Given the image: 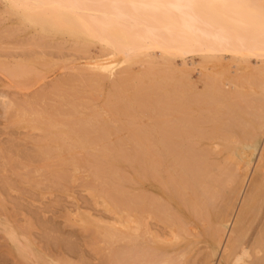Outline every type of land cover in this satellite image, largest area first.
Instances as JSON below:
<instances>
[{"label": "rangeland", "instance_id": "1", "mask_svg": "<svg viewBox=\"0 0 264 264\" xmlns=\"http://www.w3.org/2000/svg\"><path fill=\"white\" fill-rule=\"evenodd\" d=\"M7 5H9V3L6 0H0V99H2V101L0 100V106H1L0 107V257H1L0 264H109V263L114 264L116 260L119 261L121 264H124L125 262H131V259L132 261L134 260L131 256L133 252L136 253V255H139L142 248L141 244H149V246L150 244H153L154 243L153 240L155 238L153 239L152 237H156V234L157 235L160 234L159 236L163 237V238L161 237L162 239L161 241H165L164 240L165 237L170 238L172 236L173 238V235L175 234L174 237H176L177 240L176 239H174V241L172 240V243L181 246L183 249L181 247L180 248L184 250V253L188 251L187 252L188 255L186 253H185L186 255L184 254L185 257L186 256L188 257V258L186 257L185 260L189 259V261L192 264L195 263L200 264L208 256L210 257L213 256L212 261L214 262V264L217 263L220 264V262L223 260L222 256L225 246L229 240V236L231 232L229 230H232L231 224L233 220H236L235 218L237 217L239 212L238 209L241 208L242 206L241 204H243L242 201L243 200L245 201L248 195V191H250V183H248V181L250 179L252 180L253 175H255L254 178L260 175V172H258L259 170L257 168L259 167V165L262 166L264 164V160L262 156V150L264 149V113H263L264 92H262L260 89V87H262L261 85L263 84V78L259 77L260 75L258 74L257 75L258 78L256 76H251V77L249 76L251 79L249 80V77L246 76L245 78L246 85H244L245 92L244 90L243 92L247 96L242 98L241 100H229L228 98L223 96L222 99H220V101L222 100L223 103L221 102L220 104H218L219 105L218 107L221 106L224 107V109L222 110L223 112L221 111L215 114L214 112L205 111L206 113L198 112L196 115L194 114L195 116L193 115L192 116L193 118L195 117L198 120H200V118L203 119V121L202 119L200 120V123L202 124V126L204 125V127L201 128L200 127L201 124L197 120H195L196 122H198L197 127L195 125L193 126L194 128L190 127L191 125L189 124V122L187 123L184 121L186 127L192 129L191 131H194L195 133L196 132L199 133V134H195L192 132L191 136L194 137V140L192 139L193 137L191 136L188 138L187 143L190 142L191 145L192 143L193 145L191 146L190 143L186 144V146L183 147H185L184 149L187 151L185 150L179 151L177 152V154L175 155L173 154L172 156L170 155L169 153L170 150H168V148L162 149L161 153L158 154V156L161 155L159 159L162 160L161 163L162 165H160L159 167L154 166L153 168V166L151 167L150 165L151 164L154 165V159L156 160L158 156H156L155 158H153L154 156L151 157V164L148 161H146L148 156L145 155L146 152L144 154V151H146L144 142L147 141L148 138L150 139L152 137H155L154 135L156 134L157 130L160 128L161 129L164 128L162 126L169 127L168 122L169 121L171 122L172 119L170 115H166L167 118L165 117L166 119L164 118V121L163 118H161L160 116L157 117V115H156L157 118H155V116H153L152 118V114H149L148 112L149 110L150 111L153 109L155 110V108L157 107L155 105H157V101H159L160 99L164 100L163 101V103L165 104L164 106L166 105L167 106L169 105L170 107L172 106L171 108L166 106L167 111L170 112L177 108L179 109L180 103H182L181 105L183 106L186 105L184 103L187 99L188 100L191 99L190 97L192 96V93L195 96L196 93L194 94V92L198 93L196 95L205 94V91L209 92L211 90V86L209 85H207L209 87L206 86L207 83L205 82L204 79L205 74L202 73L203 71H201L202 66H204V60L201 57L197 58V56L195 57L187 56L184 59L164 56L165 58L168 59L167 60L161 56L160 52H155L156 56L154 55L152 58L153 65H150L147 62H139V63H135L133 66L119 67L121 61H119L118 63H111V62L106 63V57H108L107 56L108 52L106 51L108 49L104 48L102 45L97 43L96 44L90 43L84 37L78 36L76 34L75 35L73 34L75 37L70 36L71 35L70 32L69 33L66 32L68 34H65L63 31H60L57 28L56 31H54L55 29L54 27L51 28L48 25L45 27L46 24H44L43 27H41L43 24L42 22H39L38 24L31 21L32 22L31 23L27 19V17L25 18V15L23 13H21L16 9H12ZM32 24L33 26L34 25L37 26L38 24L39 25L38 27L43 29H40L38 27L35 28L36 26L33 27ZM80 37H82L81 38L82 40L80 39ZM85 42L86 43L89 42V44L85 46L84 45L86 44ZM151 53H154V51H152ZM225 58H226L225 59L226 64L229 63L231 64L230 65L231 66L230 72L232 73L231 76L232 77H236L237 75H239L238 77L242 76L244 72L243 71L241 72L239 70V68L241 67L238 66L236 63L233 64L231 62V57L227 56ZM122 59L125 58L123 57ZM250 61H251V65L248 66L250 70L252 69L251 66L253 67L252 70L254 71L262 67V65L256 66V64L260 63L258 60L251 59ZM165 62L166 64H164ZM145 63L148 66H146ZM199 63H203V64L199 65ZM104 64H106V66L101 69L103 70V73L106 77L100 72L98 73V71L95 68H92V66H102ZM127 67H129L128 70L131 72H127L126 70ZM208 67H210V65ZM152 68H154L156 71ZM174 68H176L175 69L176 71L174 70ZM183 68L185 69L187 68L186 71L188 73H186V75L183 74L185 72V69L182 70ZM168 73L169 75H167ZM178 74H180L181 76H179ZM100 75H102L103 77H99ZM184 76L185 77L187 76L186 77L187 80L190 79L189 81L190 82L192 81L191 83L193 84H190L189 81L184 80L183 79ZM95 77L97 81L93 80L95 79ZM125 77H129L130 78L129 81L131 82L130 83L131 85L129 84L130 86L128 85L126 88L122 87L124 85L121 82V80H123ZM255 77L257 79H254ZM259 78L262 80V81L259 80L260 84L258 83ZM92 80L97 84L95 85L93 83L94 84L93 86ZM254 81L258 83V86L257 83L255 84ZM157 82H159L160 84L161 83L164 84L163 87H161L163 91L160 90L161 89L160 86L162 84L159 86ZM168 83L169 85L173 84L174 88H172L173 86H170L171 89H169L168 88L169 86L167 85L165 86V84ZM156 84L159 86L158 88L160 89L156 88L157 87ZM185 85H186V89H184ZM194 85L199 86L200 88L197 87L198 89L196 88V91H194L195 87H192ZM182 86L184 91H186V93L182 91L183 90L181 89ZM120 88L123 91V94L125 92H127L128 94L125 93L123 95L121 90H119ZM178 88L179 90H177ZM187 88H189V91L194 88L193 89L194 92L192 90L189 92ZM230 88H234L232 84H229L226 87V90H230ZM251 88L255 90H251ZM140 90L144 92L143 93L144 95H146L147 92L149 99L150 96L156 97V99L154 97V100L151 98L148 104L146 103L144 105V108L143 107L141 108V105L138 103V100L135 98L136 94H138ZM148 91H150L151 93L149 92L150 93L149 94ZM158 92H162L163 94L159 95L157 94ZM178 92H180L179 94H181V98L179 97L180 95L178 96ZM187 92L189 94H187ZM133 94L135 95L133 96ZM158 95L160 96V98ZM161 95L164 96L162 97ZM1 96L7 97V101L11 103L13 102L12 103L13 108H10L9 110H3L4 109L3 103L5 101ZM173 96L174 97L178 96V97L176 99L173 98ZM183 96L186 97L184 98ZM182 98H184V100ZM180 100L182 101L180 102ZM224 101L226 102L225 104ZM245 101L246 104L249 102L248 104H251L252 106L255 105L250 111L248 110V112H246L248 108L246 107L244 108ZM258 102L259 104L260 103L261 104L259 105ZM175 105H177V107H173ZM236 105L237 108H235ZM146 107L147 109L145 110ZM230 107L235 110V113L234 110H232L231 113ZM169 108L171 110H169ZM238 108H241L239 109L240 111H238ZM242 109L244 111H242ZM224 110L228 112V114H226ZM146 111L148 114L145 113ZM244 112H246L247 114L246 113L244 114ZM38 113H41V115ZM236 113H238L239 115L241 114L243 118L242 117L239 118L238 115H236ZM140 114L143 116L141 117ZM198 114L201 117H197ZM131 115H133V117ZM205 115L206 116L209 115L208 116L209 118L208 117L205 118L206 117ZM212 115L216 119L213 120ZM226 115L230 117L228 119L229 121L226 120L228 118ZM249 115H251V117ZM218 116L220 117L223 116V117L218 118ZM233 116H235L236 119ZM159 117L161 119H159ZM232 117L234 119H232ZM168 118L169 120H167ZM241 118L245 119V121H242ZM255 118L257 119L255 120ZM209 119H211L209 121L210 123H212L211 125H208L209 122H207V120ZM220 119H222L223 122L220 121V123H218L217 120L219 121ZM231 119L233 120L232 122L230 121ZM236 120L238 122L237 124L235 122ZM259 120L261 121V123L257 122ZM151 123L155 125L152 128H151L152 125ZM259 123L261 125H259ZM125 124L127 125V127L131 126L129 130L125 129L124 127ZM248 124L250 125L252 124V125L248 127L249 126ZM233 125H235L236 128ZM241 125L246 126L247 129H245L244 126L243 128H241ZM95 126H97V128ZM107 126L108 128L109 127L113 128V131L111 129L109 130L112 134L108 133L109 131ZM256 126L258 128H256ZM91 127L94 128L91 129ZM198 127L199 129L204 130V131L202 130L203 133L199 129H198L199 132L197 129H195ZM207 127L209 128L208 129L209 131L212 132L214 130L215 131L213 133L210 132L212 133L210 134L209 131L207 130ZM251 127L252 129L255 128L257 130L256 135L258 133L257 136L259 137L257 138V148L258 147L259 148L258 150L256 148L254 150L253 156H250L251 158L248 159L249 153L247 154V152L249 150L251 151V149L249 148V146L246 145L248 144V142L250 143V141L253 139V136L256 131L255 129H254L255 131L252 130ZM153 128L155 131L153 130ZM77 129L80 130L81 132L78 131ZM138 130H140V132ZM218 130H220L221 132ZM249 130L253 133V136ZM259 130L261 132L260 135L258 132ZM141 131L145 133V136L143 135L144 133H141ZM148 132L153 133L154 135L150 134L151 135L150 137ZM207 132L211 137H206L208 136ZM223 132L227 138L223 135ZM79 133L82 134L81 136H83V138H81L80 136H79L80 138H78L77 135H80ZM124 133H126V135ZM137 133H139L140 136L142 135L141 138L143 140L135 135ZM84 134L86 137H84ZM106 134H108V136ZM200 134L202 135V137ZM247 135H249L248 136L249 139H247ZM64 137L66 140L64 139ZM233 138H236V140ZM238 138H240L242 142H240V139ZM244 138L247 139V141ZM89 139L92 141L90 142ZM224 139L227 141L229 139V141L227 142ZM86 140L88 141V143ZM234 140L236 142L238 141L237 145H235L236 142L234 143ZM83 141L86 142L84 143ZM194 141L196 142L194 143ZM232 141L234 144L232 143ZM92 142L93 144L90 145V143ZM139 142H141L142 145H140L141 143ZM239 142L240 145L243 142H245L243 143L244 146L242 145L240 146ZM51 143L52 144L55 143L56 146L54 144L53 147ZM94 143L97 144V146L94 145ZM196 143H199L200 146H198ZM203 143H205L206 145L204 144V146H201L203 145ZM49 144L51 145L52 149L55 148L53 149L55 151L50 150L53 152V153L50 152L51 155L48 154L49 153L48 148L51 149L50 146L48 147ZM58 144L60 147L58 146ZM78 144L80 145V147ZM86 144L87 146L89 145V147H86L88 150L84 147L86 146ZM238 145H239V150L246 149L247 152L245 151L244 153L245 155L239 154L241 152L243 153L244 150L238 152L237 149ZM90 146L91 147L96 146L95 148H97L99 151L93 147L90 148ZM212 146H214L213 149ZM67 147H69V149L70 148L72 149V150L70 149L71 152L70 150H65V148L67 149ZM75 148L77 150H75ZM193 148L194 151H196V153H194ZM205 148L209 150L207 149L205 150ZM142 149H144V151ZM203 149L205 151H203ZM215 149L217 150L215 151ZM73 150L76 152H74ZM68 151L70 155L67 153ZM200 151H201V155L202 156L204 155V158H206L205 162L208 163L209 160H211L210 161L211 163H208V165L211 166L210 170L211 171L213 170V172L216 170L218 172V173L216 172V174L218 175L216 176L215 172L211 173L210 176L208 175L207 177L209 181L206 180V178H203L205 179V181H208V183L207 182L205 183L203 179L202 180L201 178L198 179V177L195 178L194 174L191 171H189L187 172L186 179L192 185L194 184L193 187H195L194 189H196L197 191L195 192L196 195L198 196L199 194L197 193L198 192L200 193V195L198 196L199 198L195 196L196 201L198 202L201 201L200 199L201 197L203 199L207 198L205 200H202L205 202L206 205V206L204 205L205 206L204 209L208 207L205 210L206 214H204L205 213L203 212L204 210L202 211L203 209L202 207L204 206H202L201 204H204L203 202H199L197 204L198 207L199 205H201L200 208L202 209L198 208L197 206L194 209V205L189 201L188 198H185L186 196L185 197L180 196L181 198L178 197L179 193H181L179 191H182L180 187L183 185L182 184L178 185L177 184L178 182L177 183L172 182L170 178L172 171L178 172V168H182V166L185 167V165L182 164L183 163V161L181 160L182 158H184L185 156L186 157L191 156L190 158H193L192 156L195 154L193 160L197 158L199 159ZM255 151L257 154L255 153ZM77 152L78 154H76ZM107 152L108 153L110 152L111 155L107 154ZM140 152L141 154L145 155V156L142 155L144 158L140 155ZM186 152L189 155H186ZM192 152L194 154H192ZM211 152H213V154ZM235 152H238V155H242V156L237 157L236 156L237 153ZM63 154H65V156ZM83 154L84 156L79 157V155H83ZM211 154L213 156L217 155V157L214 158ZM45 155H47V157ZM178 155L180 156L178 157ZM226 155H229L227 159H225ZM70 156L71 157L73 156V158H71ZM170 156L171 158H169ZM195 156L198 157L196 158ZM209 156L211 157V159ZM234 156H236L237 158L235 157L236 158L235 159ZM246 156H247V161L245 162V160H243L242 158L246 159ZM140 157H142L143 159H141ZM176 158H178L177 159L178 162L176 161ZM80 159H84V160L88 159L89 161L87 162L85 160V162H87L89 166L85 165V167L82 166L79 167ZM223 159H225L226 161H229L228 159H232V160L235 159L234 161L238 163V164L236 163L237 164L236 166L239 169L235 167L234 164L233 165L235 169L232 168V163H231L232 160H230L231 162L229 161V163H231L229 164L230 165L229 166L226 161L224 164ZM172 160H174L175 163ZM169 161H171L170 162L171 165L173 162L174 166L178 165L179 163L181 164H179V166H176L177 168L174 169V166L172 165L171 167ZM212 161L214 163L216 162L215 165L213 164ZM234 161L233 163H235ZM143 162L144 163L147 162V163L144 164ZM73 163H75L77 167L73 166L75 165ZM166 163L169 165H166ZM239 163L240 166H238ZM216 164L221 169L224 167L222 171H225L227 169V171L229 172L225 171L222 173L221 169H219L218 166H216ZM255 164L258 167H255L256 166ZM94 165H97V168H95ZM141 166H143L142 167L143 169L140 168ZM161 167L163 169L166 168V171L165 169L164 171L163 169H160ZM230 169L233 171L231 172ZM240 169L243 171V174L245 173L244 170H246V172L249 173L248 174L249 178L244 184L243 188L238 185L239 189L241 188L239 190L238 187L235 188L234 182L238 184L237 183L239 181L238 179L242 176V172L240 174ZM160 170H162V172ZM218 170L221 172V174H219ZM141 172L142 173L144 172L143 175L146 178L141 174ZM151 172L153 174L157 173L158 177L156 176V174L153 176ZM224 173H228L229 176H231V178L228 177L229 178L228 179L226 177L227 174L225 175ZM235 173H237V175ZM141 176H143L145 179ZM218 176L219 178L221 177L222 178L218 179ZM192 178L194 179L193 181ZM156 179L158 183L156 182ZM232 179L238 181H232ZM159 180H161V182ZM200 181L201 182L203 181L204 183H201ZM212 181L215 185L216 183H218L216 186L221 184L219 185L221 186V188L218 186V188L220 189L218 192L220 193L224 191L222 195L217 193V189H218L217 187H216V192L214 191L215 185L212 183ZM217 181H220V183ZM109 182L112 184H110ZM209 182L212 183V185ZM107 183L109 186L106 185ZM161 183L163 184L165 183L164 188H163V184ZM176 184L180 189L179 191L175 188ZM205 184H207L210 187L208 188ZM149 185L152 186L150 187ZM233 185L234 187L232 188ZM142 186L144 189L146 188L145 191L142 189ZM159 186L161 188L158 189L157 187ZM222 186H224L225 190H223ZM109 187L111 188V190L112 188H115L112 192L114 191L118 192L120 190V192H118L120 193V195L118 196V193H116L117 195H112V193L110 192L111 190H109L110 189ZM200 187H202L201 188L202 190H200ZM166 188L168 191L167 190L162 191ZM231 188L234 189L235 191H232ZM103 190L105 194H103ZM155 190H157L158 192L159 191L164 192L165 194L167 193L166 195L168 197L171 196V198L173 195V198L174 199L177 198L176 199L177 202L179 201L178 204L181 205L178 206V208L175 210L171 208L172 211H174L175 213V214L173 213L174 216H171L173 214H171L172 212L170 211L171 213L168 214L169 215V217H167L168 219L166 218L165 220L162 217H160L161 220L163 219L162 222L160 221L159 218L158 220L157 219L153 221L149 220L148 222L152 223L150 224L151 229L154 230L152 231L153 236L151 237L148 234H145L144 236L145 233L144 231H146L144 230V224L147 221V219H146V215H144L143 212V206L140 201L138 202V200H141L143 197H145L150 201V203L152 204L154 203L155 206H158L161 203L162 205L166 204V202L163 199L164 198L163 195L158 194V192ZM169 190L173 193L171 194ZM204 190L205 191L208 190V191H206V194L202 195L203 193H205ZM146 191H147L146 194H150V196L146 195L145 193L143 194V192ZM209 192L211 193L210 196L211 198H208L210 195ZM232 192H234V194ZM121 194L122 195L127 194L129 196L125 195L126 196L125 197L124 195L122 196ZM217 194L218 196L219 195L223 196L224 194L223 196L224 198L222 197L219 198L220 196L219 197L216 196ZM240 194L241 196H238ZM151 195L154 196V199L153 197L151 198ZM229 195L231 196L233 195L234 199L231 196L229 197ZM197 198L199 200H197ZM214 198L216 200H214ZM225 198L227 199L226 202H229L228 203L229 206L232 205L231 206L232 209H235V212L234 210L231 211L229 210V213L232 216L231 222L229 224V227L230 226L231 227L228 228L227 233L219 242L220 237L216 233V231L218 232V226L216 227L217 221L214 218H216L217 215H219L218 214L219 211L221 212L222 210H224L222 208L223 206H225L224 208H228V204L225 201H223V199L225 200ZM230 199L232 201H230ZM212 200L216 201L215 205ZM217 200H220V205L222 202L227 204V207L226 205H222V207H220L219 201ZM130 201H134V202L136 201V205L135 204L133 205L135 206V208L138 207L136 209L139 211L135 210V212H133L134 210L131 208L133 206H131L132 204H130ZM104 202H106L105 203L106 205H104ZM157 202H161V203L157 204ZM232 202L233 204H231ZM183 203H185L186 207L184 206ZM107 204L110 206H107ZM186 204L190 205V207H188ZM233 205L236 208L233 207ZM218 207L222 210L218 211ZM163 208L165 209L167 207L163 205ZM168 209L169 208H167V210ZM208 209H209V213L211 212V214H209L211 218L207 215ZM177 210L179 211L177 212ZM136 212H139V214ZM141 212L142 214H140ZM202 212L203 215H201ZM133 213L134 215H132ZM136 214L138 215L136 216ZM128 215H132L134 218H131L132 216L128 217ZM139 215L141 217H139ZM258 215H261L258 217V220H260V218L263 217L262 216L263 213ZM118 219L122 220L121 222H123L125 225L127 224L126 222L129 219L131 220L133 219L134 220V221L132 220L133 222L137 221L136 222L137 223L136 227H138L137 237L140 239H138L137 237L135 239L134 237L135 240L133 241V244L139 243L140 246L136 244L134 248L132 247L130 248V246L127 247L129 244H132V241L126 239L122 240L116 237V234L114 233L115 231L111 228L110 225L113 224V221L118 222ZM140 220L142 221L141 225H139ZM257 223H254V225L256 224L257 227L253 225L255 228L252 227L251 230L252 233L253 232L255 233L256 231L259 230L260 225L258 228L259 223L258 224ZM142 228L143 230L141 231ZM253 229L256 230L254 231ZM140 231L143 232L141 233L142 235H139ZM106 232L108 233V235ZM254 233L253 234L249 233V235L252 236L254 235ZM255 234H257V232ZM139 236H141L142 238ZM147 236L150 237L147 238ZM107 238L109 239L111 238V240ZM114 239H116L117 241ZM212 239L214 240V242L216 243L218 242V244L214 243ZM147 240L150 241L147 242ZM158 241L159 240L155 239L156 244H159ZM122 243H127V244H122ZM111 246L113 249L116 248V250L113 251ZM119 255L122 257H119ZM192 257L194 258L192 259ZM108 260H110V262Z\"/></svg>", "mask_w": 264, "mask_h": 264}, {"label": "bare ground", "instance_id": "2", "mask_svg": "<svg viewBox=\"0 0 264 264\" xmlns=\"http://www.w3.org/2000/svg\"><path fill=\"white\" fill-rule=\"evenodd\" d=\"M9 4H14L15 7H11L12 9H16L18 11H20L21 13H23L25 15V18L27 17V19L31 22H34V23H38L39 22H42V26L44 24L45 27L48 25L50 26L51 28L54 27V31H56V28L60 31H63L65 34H68L70 32V36H74L75 34L78 35V36H82L84 37L86 40H88L90 43H94V44H100L102 45L104 48L108 49L106 52L107 53V56L106 57V63H118L119 61H121V63L119 64V67L120 66H133L135 63H139V62H147L148 64L150 65H153V62H152V58L153 56L155 55V52H160L161 56L164 57V56H169L171 58H186L187 56H192V57H195L197 56L198 57H201L203 60H204V66H202V69L201 71H203L202 73L205 74L204 76V79H205V82L207 83V85L211 86V90L209 92L205 91V94H201V95H196L198 94L197 92H194L196 91V88L199 87V86H192V87H195V90L193 91V89H191L195 96L193 95L192 93V96L190 97L191 99H185V103L186 105H181L182 103H180V107L179 109H175L173 111H167V107H170L169 105L166 107L164 106L165 104L163 103V99H160L159 101H157V106L155 108V110H149V114H152V118L153 116H155V118H157L158 116H160L161 118H163V121H164V118L166 117V115H170L171 117V122L169 124L168 122V125L169 127H165V126H162L164 128H160L157 130L156 134L154 135L153 133H149L148 134L150 135H154L155 137H152V138H148L147 141L144 142V146L146 147V151H144V149H142L144 151V154L146 152L145 155H147V160L150 164H151V157L154 156L153 158H155L156 156H158V154L161 153V150L162 149H165V148H168L169 153L170 155L172 156L173 154H177V152L179 151H183L185 150L183 146H186V144H189L187 143L188 142V138L192 135V132L195 133L194 131H191L192 129L188 128L185 126V122H189V124L191 125L190 127H193L196 125L197 127V123L199 122L200 123V120L202 118H200V120L195 119L192 117L194 114L196 115L198 112H205V111H208V112H214L215 114L221 112L224 107H218L221 102L223 103V101L220 99H222L223 96H225L226 98H228L229 100H241L242 98L246 97L247 95L244 93L245 92V87L244 85L245 84V78L246 76H256L259 74L261 78H263V84L261 85L262 87H260L261 91L264 92V18L261 17L260 15V12H259V9L258 8H250V7H245L244 5H258L259 4V0H6ZM22 15V14H21ZM24 18V19H25ZM26 19V20H27ZM28 22V21H27ZM31 22V23H32ZM33 23V24H34ZM32 24V26H33ZM37 24L34 25L36 26L35 28H37L39 25ZM33 26V27H34ZM40 28V27H38ZM48 28V27H47ZM40 29H43V28H40ZM52 29V30H53ZM45 30V29H44ZM43 30V31H44ZM47 30V29H46ZM49 31V30H48ZM50 32V31H49ZM58 32V31H57ZM62 32V33H63ZM68 32V33H66ZM74 34V35H73ZM2 35V34H1ZM10 36V35H9ZM75 37V36H74ZM80 37V39L82 38ZM73 38V37H72ZM79 38V37H77ZM76 38V39H77ZM83 38V39H84ZM79 39V40H80ZM82 40V39H81ZM85 40V41H86ZM86 43L84 44L85 46L89 44ZM103 48V49H104ZM152 51H154V53H151ZM10 53V52H9ZM156 56V55H155ZM231 57V62L234 64L236 63L238 66H240L241 68H239V70L242 72H244L242 74V76L238 77L239 75H237L236 77H232V73L230 72L231 70V64H226V58L225 57ZM125 58V59H122V58ZM165 58V57H164ZM163 58V59H164ZM167 59V58H165ZM194 59V58H193ZM251 59H256L258 60L260 63L259 64H256V66L258 65H262V67H260L258 70H252L253 67L251 66V70L250 68H248V66L251 65ZM154 60V59H153ZM168 60V59H167ZM201 60V59H200ZM225 61V63H224ZM152 62V63H151ZM167 62V61H166ZM166 62L164 64H166ZM185 62V61H184ZM228 62V61H227ZM253 62V61H252ZM144 64V63H143ZM155 64V62H154ZM185 64V63H184ZM203 63H199V65H201ZM45 65V64H44ZM146 66H148L146 63H145ZM169 65H170V62H169ZM210 65V67H208ZM254 65V64H253ZM106 64L102 65V66H92V68H95L98 73L100 72L101 74L104 75L103 73V70L101 68L105 67ZM186 66V65H184ZM188 66V64H187ZM255 66V67H256ZM99 67V68H98ZM156 67V65H155ZM159 67V66H157ZM6 68V67H5ZM42 68V67H41ZM129 67H127V72H131L128 70ZM131 68V67H130ZM233 68H236V67H233ZM86 69V68H85ZM154 69V68H152ZM159 69V68H158ZM161 69V68H160ZM173 69V68H172ZM176 68H174L175 70ZM178 69V68H177ZM185 68H183L182 70H184ZM187 69V68H186ZM185 69V72L183 74L186 75V73H188ZM92 70V69H91ZM150 70V69H149ZM155 70V69H154ZM173 70V71H174ZM180 70V71H182ZM237 70V69H236ZM17 71V70H16ZM156 71V70H155ZM176 71V70H175ZM92 72V71H91ZM162 72V70H161ZM172 72V71H171ZM25 73V72H24ZM97 73V72H96ZM121 73V72H120ZM173 73V72H172ZM176 73V72H175ZM174 73V74H175ZM179 73V72H178ZM201 73V74H202ZM236 73V72H235ZM131 74V73H130ZM129 74V75H130ZM159 74V73H157ZM182 74V75H183ZM203 74V75H204ZM97 75V74H96ZM95 75V76H96ZM169 75V73L167 74ZM176 75V74H175ZM174 75V76H175ZM179 76H181L180 74H178ZM177 75V76H178ZM105 76V75H104ZM118 76V75H117ZM178 76V77H179ZM99 77H103L102 75H100ZM106 77V76H105ZM159 77V76H158ZM173 77V76H172ZM187 77V76H186ZM184 76V80H187ZM249 77V80H251ZM254 78V79H257V78ZM114 78V77H113ZM126 78V79H125ZM123 80H121V82L123 83L124 86L122 87H127L131 82L129 81V77H125ZM171 78V77H170ZM175 78V77H174ZM103 79V78H101ZM109 79V78H108ZM112 79V78H110ZM119 79V78H118ZM132 79H133V76H132ZM161 79V78H160ZM83 80V79H82ZM94 81L96 80V77L95 79H93ZM92 80V85L94 86V84L96 85L97 83L94 82ZM138 80V79H137ZM159 80V78H158ZM176 80V79H175ZM190 79H188L187 81H189ZM249 80H246V81H249ZM259 80H261L260 78L258 79V83L260 84ZM84 81V80H83ZM97 81V80H96ZM106 81V80H105ZM134 81V80H133ZM132 81V82H133ZM168 81V80H167ZM171 81V80H169ZM177 81V80H176ZM179 81V80H178ZM181 81V79H180ZM256 81V80H255ZM254 81V82H255ZM262 81V80H261ZM99 82V81H98ZM175 82V81H174ZM192 82V81H191ZM189 81L190 84H193ZM228 82V83H226ZM251 82V81H250ZM94 83V84H93ZM101 83V81H100ZM120 83V82H119ZM161 87H163V83H159L157 82ZM170 83V82H169ZM168 84H165V86H169L168 88H170V86H173V84L169 85ZM173 83V82H172ZM188 83V84H189ZM248 83V82H247ZM257 82H255L256 84ZM258 83H257V86H258ZM262 83V82H261ZM179 84V82H178ZM202 84V83H201ZM229 84H232L234 88H230V90H226V87L229 85ZM85 85V83H84ZM101 85V84H100ZM131 85V84H130ZM129 85V86H130ZM150 85V84H149ZM157 85V84H156ZM60 86V85H59ZM91 86V85H90ZM120 86V87H121ZM140 86V85H139ZM138 86V87H139ZM157 85L156 88L159 87ZM191 86V85H190ZM204 86V85H203ZM205 86V87H206ZM207 86V87H209ZM260 86V85H259ZM80 87V86H79ZM150 87V86H149ZM247 87V86H246ZM90 88V87H89ZM148 88V87H147ZM158 88V89H160ZM174 88V86L172 87ZM177 88V87H176ZM190 88V87H189ZM189 88L188 91H189ZM200 88V87H199ZM248 88V87H247ZM55 89V88H54ZM138 89V88H137ZM157 89V90H158ZM181 89H183V86L181 87ZM184 89H186V85L184 87ZM184 89L182 91H184ZM198 89V88H197ZM234 89V90H233ZM121 90V88L119 89ZM154 90V89H152ZM162 90V88L160 89ZM175 90V89H174ZM173 90V92H174ZM179 90V88L177 89ZM190 90V91H191ZM203 90V89H202ZM244 90V92H243ZM251 90H255V89H252ZM163 91V90H162ZM172 91V90H171ZM189 91V92H190ZM122 94H123V91L121 90ZM150 91H148L149 93ZM186 93V91H184ZM204 92V91H203ZM207 92V93H206ZM126 94H128L127 92H125ZM124 93V94H125ZM144 92L142 90H140L138 92V94H136L135 98L138 100V103L141 105V108L143 107L144 108V105L150 101V99L152 98L154 100V97L155 96H150V99L148 98V95H147V92H146V95L143 94ZM151 93V92H150ZM149 93V94H150ZM180 92H178V96L181 98V94H179ZM202 93V92H201ZM73 94V93H72ZM120 94V93H119ZM119 94H116V95H119ZM123 94V95H124ZM132 94V93H131ZM157 94H163L162 92H158ZM170 94V93H169ZM187 94H189L187 92ZM186 94V96H187ZM262 94V93H261ZM115 95V94H114ZM135 94H133L134 96ZM152 95V94H151ZM158 95V96H159ZM165 95V94H164ZM163 95V96H164ZM172 95V94H171ZM183 95V94H182ZM191 95V94H190ZM70 96V95H69ZM73 96V95H72ZM122 96V95H121ZM162 96V95H161ZM162 96V97H163ZM177 96V97H178ZM186 96H183L184 98ZM194 96V97H193ZM3 97V100L5 101L3 103V107L4 109L3 110H9L10 108H13V105L11 102L7 101V97H4V96H1ZM64 97V96H62ZM115 97V96H114ZM127 97V96H126ZM167 97V96H166ZM177 97L173 96V98H176ZM193 97V98H192ZM160 98V96H159ZM184 98H182L184 100ZM41 99V98H40ZM156 99V97H155ZM2 101V99H0ZM126 100V99H125ZM135 100V99H134ZM152 100V101H153ZM158 100V98H157ZM170 100V99H169ZM11 101V99H10ZM47 101V100H46ZM132 101V100H131ZM182 100H180L181 102ZM248 101V100H247ZM135 102V101H134ZM155 102V101H154ZM174 102V101H173ZM244 102V101H243ZM252 102V101H250ZM137 103V104H138ZM156 103V102H155ZM170 103V102H169ZM168 103V104H169ZM226 102L224 101V104ZM249 103V102H248ZM246 104V101H245V104H244V108H248L246 110V112H248V110L250 111L254 106H252L251 104ZM254 103V102H253ZM133 104H136V103H133ZM132 104V105H133ZM167 104V103H166ZM173 104V103H172ZM235 104V103H234ZM233 104V105H234ZM243 104V103H242ZM255 104V103H254ZM259 104V102H258ZM256 104V105H258ZM261 104V103H260ZM259 104V105H260ZM2 105V104H1ZM18 105V104H17ZM130 105V106H132ZM139 105V106H140ZM178 105V104H177ZM177 105L173 106V107H177ZM223 105V104H222ZM40 106V105H39ZM128 106V105H127ZM134 106V105H133ZM148 106V105H147ZM152 106V105H151ZM241 106V105H240ZM1 107V106H0ZM29 107V106H28ZM129 107V106H128ZM138 107V106H137ZM136 107V108H137ZM172 107V106H171ZM170 107V108H171ZM264 107V106H263ZM131 108V107H130ZM153 108V107H152ZM169 108V110H171ZM226 108V106H225ZM231 108V107H230ZM235 108H237V105L235 106ZM257 108V107H256ZM260 108V107H259ZM133 109V108H132ZM147 109V107L145 108V110ZM239 109L241 108H238V111H240ZM49 110V109H48ZM54 110V109H53ZM91 110V109H90ZM140 110V108H139ZM144 110V111H145ZM232 110H234L233 108L230 109L231 113H232ZM257 110V109H256ZM255 110V111H256ZM68 111V110H67ZM134 111V110H133ZM225 111V110H224ZM227 111V109H226ZM225 111V112H226ZM237 111V110H236ZM242 111H244L242 109ZM253 111V110H252ZM71 112V111H70ZM140 112V111H139ZM223 112V111H222ZM244 112V114L246 113ZM263 112V111H262ZM262 112H261V115H262ZM147 113V111L145 112ZM144 113V114H145ZM147 113V114H148ZM206 113V112H205ZM230 113V114H231ZM234 113H235V110H234ZM240 113V112H239ZM243 113V112H242ZM260 113V112H259ZM264 113V112H263ZM26 114V113H25ZM37 114V113H36ZM41 115V113H38ZM53 114V113H52ZM155 114V115H153ZM207 114H210V113H207ZM221 114V113H220ZM226 114H228V112H226ZM247 114V113H246ZM250 114V113H249ZM252 114V113H251ZM157 115V117H156ZM194 115V116H195ZM203 115V114H202ZM232 115V114H231ZM236 115H238V117H242L241 114L239 115L238 113H236ZM235 115V116H236ZM63 116V115H62ZM133 117V115H131ZM139 116V115H138ZM140 116L142 117L143 115L140 114ZM206 116V115H205ZM203 116V117H205ZM209 115H207L205 118H207ZM211 116V115H210ZM215 116V115H214ZM225 116V115H224ZM227 116V115H226ZM233 116V117H235ZM251 117V115H249ZM39 117V116H38ZM46 117V116H45ZM159 117V119H161ZM197 117H201L199 116V114L197 115ZM213 117V115H212ZM211 117V118H212ZM220 116H218L219 118ZM223 117V116H221ZM220 117V118H221ZM228 117V116H227ZM232 117V119H234ZM42 118V117H40ZM48 118V117H47ZM139 118V117H138ZM167 118V117H166ZM165 118V119H166ZM209 118V117H208ZM230 117H228L226 120H228ZM242 121H245V119H242ZM245 118V116H244ZM50 119V118H49ZM147 119V118H146ZM216 119L215 117H213V120ZM225 119V118H223ZM230 120L231 122L233 120ZM236 119V117H235ZM257 118H255L256 120ZM259 119V118H258ZM144 120V119H142ZM154 120V119H153ZM169 120V118L167 119ZM180 120V121H179ZM195 120H197L198 122H196ZM206 120V119H205ZM211 119L207 120V122H209ZM249 120V119H248ZM262 120V119H261ZM92 121V120H91ZM149 121V120H148ZM203 121V119H202ZM223 122L222 119H220L219 121L217 120L218 123ZM229 121V120H228ZM241 121V122H242ZM94 122V121H93ZM118 122V121H117ZM183 122V123H182ZM214 122V121H213ZM226 122V121H225ZM236 124L238 123L237 120L235 121ZM257 122H260L261 121H257ZM146 123V122H145ZM186 123V124H187ZM251 123V122H250ZM259 123V125H261ZM72 124V122H71ZM85 124V123H84ZM149 124V123H148ZM152 124V123H151ZM201 124V123H200ZM199 124V125H200ZM212 123L209 122L208 125H211ZM217 124V123H216ZM229 124V123H228ZM235 124V123H234ZM263 124V123H262ZM93 125V124H92ZM198 125V126H199ZM214 125V124H213ZM239 125V124H238ZM247 125V123H246ZM250 127L251 125L248 124ZM257 125V124H255ZM258 125V126H259ZM94 126V125H93ZM155 126V125H151V128ZM158 126V125H157ZM207 126V125H205ZM218 126V125H217ZM235 126V125H233ZM244 126V125H243ZM243 126L241 125V128H243ZM254 126V125H253ZM97 128V126H95ZM125 129L126 130H129V127H127V125L125 124L124 125ZM150 127V126H149ZM201 128L204 127V125L200 126ZM213 127V126H212ZM94 128V127H91V129ZM108 128V126H107ZM146 128V126H145ZM155 128V127H154ZM153 128V130H154ZM159 128V127H158ZM194 128V127H193ZM236 128V126H235ZM245 129L246 126H244ZM256 128H258L256 126ZM83 129V128H82ZM112 130L113 131V128H108V131L109 130ZM144 129V128H143ZM195 129H199L198 128H195ZM209 128L207 127V130ZM218 129V127H217ZM228 129V128H227ZM231 129V128H229ZM249 129V128H248ZM252 129V127H251ZM250 129V130H251ZM255 129V128H254ZM252 129V130H254ZM260 129V128H259ZM263 129V127H262ZM78 130V129H77ZM98 130V129H97ZM104 130V129H103ZM107 130V129H106ZM121 130V128H120ZM152 130V129H151ZM150 130V131H151ZM201 132L203 129H199ZM198 130V132H199ZM249 130V131H250ZM256 130V129H255ZM254 130V131H255ZM80 131V130H78ZM84 131V130H83ZM88 131V130H87ZM140 132V130H138ZM145 131V130H144ZM147 131V130H146ZM155 131V130H154ZM204 131V130H203ZM205 131H206V128H205ZM209 131V130H208ZM215 131V130H214ZM213 131V132H214ZM220 131V130H218ZM81 132V131H80ZM92 132V131H91ZM120 132V131H119ZM212 132V131H209V133ZM212 132V133H213ZM221 132V131H220ZM251 132V131H250ZM248 132V133H250ZM256 132L257 130L255 131V134L253 136V133H252V136H253V139L251 140V137H250V143L248 142V144L246 146H249V148L251 149V151L247 152L246 149H242L244 150H239V145H240V142H242V140L240 138V142H239V145H238V152L239 151H243V153H239V154H244L245 151L247 152V154L249 153V156H248V159L251 158L250 156H253V153H254V150L257 148V138H259L257 135H256ZM259 132V135H260V130L258 131ZM95 133V132H93ZM109 134L111 133L110 131L108 132ZM141 133H144L141 131ZM203 133V132H202ZM205 133V132H204ZM210 133V134H212ZM228 133V132H227ZM263 133V132H262ZM67 134V133H66ZM75 134V133H74ZM80 134V133H79ZM89 134V133H87ZM112 134V133H111ZM126 135V133H124ZM195 134H199V133H195ZM194 134V135H195ZM208 134V132H207ZM221 134V133H220ZM225 134H226V131H225ZM241 134V133H240ZM246 134V133H245ZM82 134L80 135H77L78 138H83V136H81ZM92 135V133H91ZM108 136V134H106ZM128 135V134H127ZM138 138H141V136L139 135V133L135 134ZM145 136V133L143 134ZM148 135V136H149ZM150 135V137H151ZM201 135V134H200ZM206 135V134H205ZM223 135H224V132H223ZM228 135V134H227ZM232 135V134H231ZM237 135V134H236ZM250 135V134H249ZM247 135V139L248 136ZM69 136V135H68ZM80 136V137H79ZM131 136V135H130ZM147 136V134H146ZM213 136V135H212ZM226 137V135H224ZM229 136V135H228ZM233 136V135H232ZM242 136V135H241ZM240 136V137H241ZM251 136V135H250ZM72 137V136H71ZM76 137V136H75ZM84 137L85 134H84ZM89 137V136H88ZM100 137V136H99ZM132 137V136H131ZM193 137V136H191ZM197 137V136H196ZM199 137V136H198ZM202 137V135H201ZM206 137H211L209 134L208 136ZM214 137V136H213ZM221 137V136H220ZM235 137V135H234ZM245 137V136H244ZM102 138V137H101ZM105 138V137H104ZM135 138V136H134ZM146 138V137H145ZM144 138V139H145ZM216 138H219V137H216ZM222 138V137H221ZM224 138V137H223ZM227 138V137H226ZM65 139V137H64ZM86 139V138H85ZM95 139V138H94ZM124 139V138H123ZM126 139V138H125ZM128 139V138H127ZM130 139V138H129ZM142 139V138H141ZM140 139V140H141ZM194 140V137L192 138ZM203 139V138H202ZM232 139V138H231ZM230 139V140H231ZM236 140V138H233ZM237 139V140H238ZM245 139V138H244ZM247 139H245L247 141ZM66 140V139H65ZM70 140V139H69ZM75 140V139H74ZM90 140V139H89ZM143 140V139H142ZM190 140V139H189ZM217 140V139H215ZM214 140V141H215ZM219 140V139H218ZM225 140V139H224ZM223 140V141H224ZM234 140V143L236 142ZM8 141V140H7ZM6 141V142H7ZM77 141V140H76ZM80 141V140H79ZM87 141V140H86ZM85 141V142H86ZM92 140H90L91 142ZM103 141V140H102ZM186 141V142H185ZM209 141V139H208ZM220 141V140H219ZM227 141V140H225ZM229 141V139H228ZM227 141V142H228ZM259 141V140H258ZM10 142V141H9ZM56 142V141H55ZM82 142V140H81ZM84 142V141H83ZM84 142V143H85ZM96 142V141H95ZM192 142V141H191ZM196 141H194L195 143ZM199 142V141H198ZM201 142V141H200ZM238 142V141H237ZM237 142L235 143V145H237ZM260 142V141H259ZM74 143V142H73ZM88 143V141H87ZM130 143V142H128ZM133 143V142H131ZM141 143V142H139ZM222 143V142H221ZM233 143V141H232ZM233 143V144H234ZM245 143V142H243ZM243 143L241 144L242 146ZM247 143V142H246ZM4 144V143H3ZM52 144V143H51ZM55 144V143H54ZM52 144V146L54 145ZM93 144L90 143V145ZM123 144V143H122ZM198 146L199 143H196ZM201 144V143H200ZM205 143H203V145L201 146H204ZM212 144V143H211ZM12 145V144H10ZM61 145V144H60ZM63 145V144H62ZM79 145V144H78ZM94 145L97 146V144L94 143ZM93 145V146H94ZM142 145V143L140 144ZM139 145V146H140ZM191 145V143H190ZM193 145V143H192ZM191 145V146H192ZM206 145V144H205ZM218 145V144H217ZM240 145V146H241ZM16 146V145H15ZM50 146L51 148V145L49 144L48 147ZM56 146V144H55ZM59 146V144H58ZM75 146V145H74ZM77 146V145H76ZM92 146V147H93ZM95 146V147H96ZM105 146V145H104ZM108 146V145H107ZM106 146V147H107ZM138 146V145H137ZM190 146V147H191ZM195 146V145H194ZM197 146V148H198ZM47 147V148H48ZM54 147V146H53ZM60 147V146H59ZM70 147V146H69ZM69 147H67V149L65 148V150H70ZM80 147V145H79ZM85 148L86 147H89V145L87 146H84ZM90 146V148H92ZM93 147V148H95ZM121 147V146H119ZM143 147V146H141ZM152 147V148H151ZM189 147V149H190ZM214 146H212V149H213ZM17 148V147H16ZM73 148V147H72ZM104 148V147H103ZM136 148V147H135ZM187 148V147H186ZM241 148V147H240ZM259 148V147H258ZM257 148V150H258ZM6 149V148H5ZM55 149V148H53ZM52 148L49 149L48 148V154L51 155V153H53L52 151H55L53 150ZM87 149V148H86ZM96 150H98L97 148H95ZM102 149V148H101ZM105 149V148H104ZM107 149V148H106ZM112 149V148H111ZM200 149V148H199ZM207 148H205L206 150ZM211 149V150H212ZM235 149H236V146H235ZM52 150V151H50ZM72 150V149H71ZM70 150V152H71ZM75 150H77L75 148ZM83 150V149H82ZM88 150V149H87ZM151 150V151H150ZM198 150V149H197ZM201 150H202V147H201ZM203 149V151H205ZM209 150V149H207ZM217 149H215L216 151ZM223 150V149H222ZM45 151V150H43ZM74 151V150H73ZM72 151V152H73ZM99 151V150H98ZM103 151V150H102ZM105 151H108V150H105ZM138 151V150H137ZM187 151V150H185ZM184 151V153H185ZM193 151H194V148H193ZM237 151V150H236ZM51 152V153H50ZM76 152V151H74ZM80 152V151H78ZM78 152L76 154H78ZM104 152V151H103ZM190 152V151H189ZM238 152H235L237 153V157L239 156H242V155H238ZM4 153V152H3ZM34 153H35V150H34ZM62 153V151H61ZM69 155V151L67 152ZM84 153V152H83ZM91 153V151H90ZM93 153V152H92ZM113 153V152H112ZM181 153V152H180ZM194 153H196V151H194ZM192 152V154H194ZM199 159H194V155L192 156L193 158H190L191 156H185L184 158H182L181 160L183 161L182 164L185 165L182 166V168H178V172L176 171H172V174L170 175V178L172 180V182L174 183H177L178 185L182 184L183 186H181L180 188L182 189V191H179L180 189L178 188V185L176 184V189L181 192L179 193V196H182V197H185V198H188L189 201L194 205V209L195 207L197 206L198 207V203L199 202H203L204 204H201L202 206L205 205V202L202 201V200H205L203 199L202 197L200 198L201 201H196L195 200V196L197 192L196 189H194L195 187L194 184L192 185L189 181H187V172L191 171L193 174H194V177H198L201 178V180L203 178H206V180H208V175L210 176L211 173H214L216 174V170L213 172V170L211 171V166L208 165V163H211L209 160V162H205V159L204 158V155L202 156L201 155V151L199 152ZM213 154V152H211ZM256 153V151H255ZM107 154H110L111 153L107 152ZM144 154H141L140 152V155H144ZM191 154V153H190ZM198 154V153H197ZM205 154V153H204ZM209 154V153H208ZM211 154V155H212ZM218 154V153H216ZM257 154V153H256ZM65 156V154H63ZM67 155V154H66ZM72 155V154H71ZM94 155V154H93ZM144 155V156H145ZM186 155H189L187 154L186 152ZM201 155V156H200ZM207 155V153H206ZM220 155V154H219ZM245 155V154H244ZM243 155V156H244ZM47 157V155H45ZM78 156V155H76ZM81 156H84L83 155H79V157ZM88 156V155H87ZM161 156V155H160ZM160 156H158V158L155 160L154 159V165H150L151 167L154 166L155 167H159L160 165H162V160L159 159ZM171 156L169 158H171ZM177 156V155H176ZM180 155H178L179 157ZM183 156V155H182ZM213 156V155H212ZM229 155H226V158L228 157ZM234 156V158L236 157ZM247 156H246V159L242 158L243 160H245V162L247 161ZM255 156V155H254ZM262 156H263V160H264V149L262 150ZM71 157V156H70ZM69 157V159H70ZM95 157V156H94ZM126 157V156H125ZM135 157V156H134ZM143 157V156H142ZM142 157H140L141 159H143ZM210 157V156H209ZM214 158L217 157L216 156H213ZM236 157V158H237ZM26 158V157H25ZM73 158V156L71 157ZM86 158V157H85ZM131 158V157H130ZM138 158V159H140ZM167 158V159H169ZM174 158V157H173ZM235 158V159H236ZM45 159V158H44ZM49 159V158H48ZM62 159V158H61ZM68 159V160H69ZM89 159V157H88ZM86 160L87 162L89 160ZM125 159V158H124ZM134 159V158H133ZM159 159V160H158ZM178 158H176V161H177ZM211 159V157H210ZM225 159L224 160V164H225ZM234 159V160H235ZM241 159V158H240ZM66 160V159H65ZM76 160V159H75ZM84 159H80L79 161V167L82 166V167H85V165L89 166L87 162H85ZM180 160V161H181ZM216 160V159H214ZM229 161L232 160V159H228ZM234 160H232V168L235 169V167H237L236 165L238 164L237 162H235ZM71 161V159H70ZM73 161V159H72ZM140 161V160H139ZM143 161V160H142ZM141 161V163H142ZM174 163L175 161L172 160ZM229 161H226L229 164ZM233 161L235 163H233ZM241 161V160H240ZM153 162V161H152ZM171 161H169V164H170ZM173 162H172V165H173ZM178 162V161H177ZM213 162V161H212ZM258 162V161H257ZM260 162V161H259ZM263 162V161H262ZM43 163V162H42ZM76 163V162H75ZM73 163V164H75ZM87 163V164H86ZM140 163V164H141ZM144 163V162H143ZM147 163V162H145ZM144 163V164H145ZM216 163V162H215ZM215 163L213 162V164L215 165ZM237 163V164H236ZM166 163V165H169ZM181 164V163H179ZM176 165V166H179ZM235 167H234V165ZM243 164V162H242ZM251 164V163H250ZM259 164V163H258ZM143 165V164H142ZM171 165V164H170ZM171 165V167H172ZM221 165V164H220ZM223 165V164H222ZM256 165V164H255ZM61 166V165H60ZM75 167V165H73ZM104 166V165H103ZM144 166V165H143ZM141 166L140 168L143 169ZM164 166V164H163ZM174 166V165H173ZM176 166H174V169L177 168ZM195 166V167H194ZM216 166H218L216 164ZM225 166V165H224ZM227 166V165H226ZM230 166V165H229ZM240 166V163L239 165ZM243 166V165H242ZM49 167V166H48ZM95 168H97V165H94ZM100 167V166H99ZM98 167V169H99ZM222 167V166H221ZM255 167H258L257 165ZM102 168V167H101ZM107 168V167H106ZM105 168V170H106ZM146 168V167H145ZM219 168V166H218ZM224 168V167H223ZM223 168H219L221 169V172H225L227 171V169L225 171H222ZM228 168V167H227ZM238 168V167H237ZM236 168V169H237ZM113 169V168H112ZM116 169V168H115ZM156 169V168H155ZM160 169H163L162 167ZM165 171H166V168H164ZM163 169V171H164ZM239 169V168H238ZM260 172V175L256 178H254L255 175H251L253 178L252 180L250 179L248 181V183H250V191H248V195L245 199V201L241 204V208L238 209L239 212H238V215L237 217L235 218L236 220H233L232 222V230H229L231 231L230 232V236H229V240L225 246V249H224V252H223V260L220 262V264H264V207H263V204H264V164L262 166L259 165V167L257 168ZM104 170V169H102ZM132 170V169H131ZM140 170V169H139ZM145 170V169H144ZM142 170V171H144ZM231 170V169H230ZM250 170V169H249ZM248 170V171H249ZM65 171V170H64ZM108 171V170H107ZM110 171V170H109ZM151 171V170H149ZM162 172V170H160ZM219 171V170H218ZM233 170H231L232 172ZM238 171V170H237ZM245 173L243 174V171L240 169V174L242 172V176L238 179V180H234L232 179V181H238L236 184L235 183V188L238 187V185L240 187H244V184L246 183V181L248 180V172H246V170H244ZM251 171V170H250ZM100 172V171H99ZM140 172V171H139ZM221 172L219 171V174H221ZM229 172V171H227ZM236 172V170H235ZM252 172V171H251ZM152 173V172H151ZM166 173V172H165ZM218 173V172H217ZM234 173V172H233ZM257 173V172H256ZM103 174V173H102ZM113 174V173H112ZM141 174L143 175L144 172ZM153 174V173H152ZM156 174L157 176V173H154L153 176ZM225 175L227 174V178H231V176H229L228 173H224ZM237 175V173H235ZM234 174V175H235ZM239 174V172H238ZM254 174V173H253ZM99 175V174H98ZM97 175V176H98ZM101 175V174H100ZM106 175V174H105ZM167 175V174H166ZM213 175V174H212ZM218 174H216L217 176ZM233 175V174H232ZM127 176V175H126ZM144 176V175H143ZM141 176V177H143ZM220 176V175H219ZM218 176V179H221L219 178ZM250 176V178H251ZM105 177V176H104ZM145 177V176H144ZM143 177V178H144ZM158 177V176H157ZM168 177V176H167ZM146 178V177H145ZM144 178V179H145ZM152 178V177H151ZM154 178V177H153ZM211 178V177H210ZM225 178V177H224ZM228 178V179H229ZM234 178V177H233ZM227 179V180H228ZM237 179V178H236ZM51 180V179H50ZM68 180V179H67ZM94 180V179H93ZM194 179L192 178V181ZM142 181V180H141ZM154 181V180H153ZM161 182V180H159ZM198 181V180H197ZM196 181V182H197ZM203 181H205V179H203ZM201 182V183H204V182ZM209 181V180H208ZM208 181H205V183ZM231 181V180H230ZM156 182H157V179H156ZM155 182V183H156ZM189 182V183H188ZM220 183V181H217ZM105 183V182H104ZM110 183V182H109ZM158 183V182H157ZM156 183V184H157ZM172 183V184H174ZM210 183V182H209ZM213 183V181H212ZM212 183H210L212 185ZM223 183V182H222ZM228 183V182H226ZM112 184V183H110ZM146 184V183H145ZM163 184V183H161ZM165 184V183H164ZM163 184V188H164V185ZM214 184V183H213ZM218 183H216L217 185ZM105 185V184H104ZM107 186L108 183L106 184ZM200 185V183H199ZM208 188L210 186H208L207 184H205ZM215 185V184H214ZM214 186V191L216 192V187L218 188V186ZM228 185V184H227ZM237 185V186H236ZM148 186V185H147ZM150 186V185H149ZM152 186V185H151ZM150 186V187H151ZM175 186V185H174ZM231 186V185H230ZM249 186V184H248ZM193 187V188H192ZM212 187V186H211ZM221 188V186H219ZM223 187V190H225L224 186ZM226 187V186H225ZM229 187V186H228ZM234 187V185L232 186V188ZM106 188V186H105ZM104 188V189H105ZM110 188V187H109ZM148 188V187H147ZM158 189L161 188L160 186L157 187ZM202 187H200V190ZM206 188V187H205ZM231 188V189H232ZM108 189V188H107ZM115 188H111L109 190H111L110 192L112 193V195H117L116 193L120 192V190L118 192H112ZM122 189V188H121ZM142 189L145 191L146 188L144 189L143 186H142ZM152 189V188H151ZM156 189V188H155ZM207 189V188H206ZM211 189V188H210ZM230 189V191H231ZM239 189V187H238ZM241 189V188H240ZM239 189V190H240ZM246 189V188H245ZM100 190V189H99ZM117 190V189H116ZM167 190L164 189L162 191H165ZM195 190V191H194ZM220 189L218 188L217 189V193H219ZM148 191V189H147ZM146 192H143V194L147 193ZM157 191V190H155ZM168 191V190H167ZM170 191V190H169ZM205 191V190H204ZM208 191V190H206ZM206 191L205 193H203L202 195L206 194ZM222 191V190H221ZM229 191V192H230ZM232 191H235L234 189H232ZM150 192V191H149ZM158 192V191H157ZM177 192V191H176ZM203 192V191H202ZM212 192V191H210ZM209 192V193H210ZM224 192V191H223ZM223 192H220L219 194L222 195ZM242 192H243V189H242ZM241 192V194H242ZM102 193V192H101ZM115 193V194H113ZM122 193V191H121ZM170 193L172 194L173 192L170 191ZM234 194V192H232ZM247 193V192H246ZM103 194L104 193V190H103ZM142 194V195H143ZM154 194V193H153ZM158 194H161L163 195V199L164 201L166 202V204H163L165 205L167 208L171 209L173 208L174 210L178 208V206H180L181 204H178L177 202V198L174 199L173 198V195H172V198L171 196L168 197L164 192H158ZM178 194V193H177ZM181 194V195H180ZM197 194L200 195V193L198 192ZM238 195V196H241ZM109 195V194H108ZM120 195V193H118V196ZM122 195V194H121ZM124 195V194H123ZM122 195V196H123ZM127 195V194H125ZM124 195V196H125ZM132 195V194H130ZM141 195V194H140ZM148 196H150V194H146ZM145 195V196H146ZM159 195V196H161ZM198 195V196H199ZM209 195V194H208ZM214 195V194H213ZM212 195V196H213ZM228 195V194H227ZM105 196V195H104ZM129 196V195H127ZM197 196V197H198ZM211 193L208 196H205V197H208V198H211ZM218 196V194L216 195ZM220 196V195H219ZM218 196V197H219ZM224 196V194H223ZM223 196H220L219 198H224ZM231 195H229L230 197ZM108 197V196H107ZM126 197V196H125ZM153 197L154 199V196L151 195V198ZM226 197V196H225ZM233 199H234V196L232 195L231 196ZM117 198V197H116ZM129 198V197H128ZM181 198V197H180ZM179 198V199H180ZM199 198V197H198ZM197 198V200H199ZM227 198V197H226ZM225 200L223 199V201L226 202V199ZM236 198V196H235ZM112 199V198H111ZM134 199V197H133ZM135 199H136V196H135ZM217 199V197H216ZM214 198V200H216ZM244 199V198H243ZM115 200V199H114ZM119 200V199H118ZM151 200V199H150ZM182 200V199H181ZM180 200V201H181ZM185 200V199H183ZM214 205H215V202L214 201ZM229 200V198H228ZM141 202L142 206H143V212H144V215H146V219L147 221L145 222L144 224V236L145 234H148L150 235L151 237L153 236V233L152 231H154L153 229H151V225L152 223H149L148 221L149 220H158V218L160 219V217H162L163 219L166 220L167 217H169V213L173 214L174 211L171 210H167V208H163V205L161 202H157V204H159L158 206H155V204L153 203H150V201L143 197L141 200H138V202ZM152 201V200H151ZM196 201V202H195ZM210 201V200H209ZM219 201V206L222 207V205H226L227 207V204L229 202H226L227 204H225L224 202L221 203L220 205V200H217ZM230 201H232L230 199ZM236 201V200H235ZM112 202V201H111ZM156 202V201H155ZM195 202V203H194ZM241 202V201H240ZM106 202H104V205ZM164 203V202H163ZM189 203V202H188ZM235 203V202H234ZM121 204V202H120ZM130 204H132L131 207L135 212L136 211H139L137 210L136 207L133 205L135 204L136 205V201H130ZM184 206H185V203H183ZM233 204V202L231 203ZM116 205V204H115ZM128 205V203H127ZM187 205V204H186ZM198 208H200V206ZM107 206H110L107 204ZM130 206V205H129ZM188 207H190V205H187ZM206 206V205H205ZM202 207L200 209H202L203 212H205V210L208 208L206 207L205 208ZM232 205L229 206L228 204V208H224L225 206H223L222 209H220L218 207V211L219 210H222L221 212L219 211V215H217L216 218V227L218 226V232L216 231V233L219 235V242L220 240L224 237V235L227 233V230L229 227V224L231 222V215L229 213V210H234L235 212V209H232L231 207ZM161 207V208H160ZM186 207V206H185ZM233 207H235L233 205ZM108 208V207H107ZM111 208V207H110ZM129 208V207H128ZM127 208V209H128ZM236 208V207H235ZM193 209V207H192ZM126 210V209H125ZM191 210V208H190ZM171 211V212H170ZM179 210H177L178 212ZM201 211V210H200ZM259 213H258V212ZM128 212V210H127ZM126 212V213H127ZM132 212V211H131ZM203 212L201 213V215H203ZM208 212V216L211 218V216L209 214H211V212L209 213V209L207 210ZM139 214V212H136ZM159 213V215H158ZM263 213V217L260 218V220H258V217L261 216V215H258V214H261ZM136 214V216L138 215ZM142 214V212L140 213ZM175 214V213H174ZM171 215V216H174ZM178 214V213H176ZM181 214V212H180ZM206 214V212L204 213ZM235 214V213H234ZM134 215V213L132 214ZM132 215H128V217L132 216ZM184 215V214H182ZM180 215V216H182ZM233 215V214H232ZM139 217H141L139 215ZM138 217V218H139ZM184 217V216H183ZM186 217V215H185ZM202 217V216H201ZM204 217V216H203ZM206 217V215H205ZM131 218H134L133 216ZM174 218V217H173ZM120 219V218H119ZM118 219V222H115L113 221V224H109L111 226V228L115 231H113L115 234H116V237L119 238V239H126V240H129V241H132V244H129L127 247L130 246V248H134L136 246V244H133V241L136 239V237L138 236V227H136L137 225V221L133 222L131 219H129L126 223V225L121 222L122 220H119ZM163 219L160 221L162 222ZM168 219V218H167ZM170 219V218H169ZM198 219V218H197ZM208 219V218H206ZM172 220V219H171ZM117 221V220H116ZM176 221V220H175ZM213 221V219H212ZM115 222V223H114ZM141 220H140V224L141 225ZM177 222V221H176ZM259 224H258V223ZM159 223V221H158ZM254 223H257L258 224V228H259V225H260V228L257 232V234H255L254 232V235L250 236V234H253L251 232L252 230V227L256 226V224L254 225ZM203 224V223H202ZM214 224H215V221H214ZM108 225V224H107ZM206 225V224H204ZM254 225V226H253ZM107 227V226H106ZM161 227V226H160ZM257 227V226H256ZM255 228V227H254ZM156 229V227H155ZM158 229V228H157ZM256 229H253L254 231ZM143 230V228L141 229V231ZM166 230V229H165ZM184 230V229H183ZM198 230V229H197ZM140 231V234L139 235H142ZM158 232V231H156ZM215 232V231H214ZM107 233V232H106ZM155 233V232H154ZM165 233V232H164ZM229 233V232H228ZM159 234V233H158ZM215 234V233H214ZM108 235V233H107ZM113 235V234H111ZM160 235V234H159ZM156 234V237H152L153 239L155 238L156 240H159V244H156L155 243V239L153 240L154 243L153 244H141L142 248H141V251L139 253V255H136V253L133 252V254L131 255L132 258L134 259L132 261L131 259V262H125L124 264H182V263H185V264H190L191 262L188 260H185V255L187 254L188 251H186L184 253V250H182L183 248L181 246H178V244H173L172 243V240L174 241V239L177 240L176 237H174L173 235V238L172 236L169 238H166L165 237V241H161V237ZM171 235V234H170ZM169 235V236H170ZM150 236H147L150 237ZM113 237V236H112ZM111 237V238H112ZM135 237V239H134ZM141 237V236H139ZM187 237V235H186ZM111 238H107L109 240H111ZM138 238V237H137ZM142 238V237H141ZM151 238V239H152ZM163 238V237H162ZM140 239V238H138ZM144 239V238H143ZM116 240V239H114ZM146 240V238H145ZM213 240V239H212ZM218 240V239H217ZM117 241V240H116ZM115 241V243H116ZM141 241V240H140ZM144 241V240H143ZM150 241V240H147V242ZM111 242V241H110ZM139 242V241H138ZM142 242V241H141ZM145 242V241H144ZM157 242V243H158ZM162 242V243H160ZM214 242V240H213ZM129 243V242H128ZM135 243V242H134ZM216 243V242H214ZM122 244H127V243H122ZM218 244V242L216 243ZM215 244V245H216ZM220 244V243H219ZM118 245V244H117ZM139 245V243L137 244ZM140 246V245H139ZM122 247V246H121ZM120 247V248H121ZM124 247V246H123ZM182 249H181V248ZM112 248V246H111ZM119 248V250H120ZM129 248V249H130ZM139 248V247H138ZM113 249V248H112ZM122 249V248H121ZM125 249V248H124ZM137 249V248H136ZM116 250L113 249V251ZM119 250H118V253H119ZM139 250V249H138ZM187 250V249H186ZM200 250V249H199ZM123 251V250H122ZM207 251V250H206ZM137 252V251H136ZM139 252V251H138ZM113 253V252H112ZM111 253V254H112ZM131 254V253H130ZM185 254V255H184ZM220 254V253H219ZM114 255V254H113ZM112 255V257H113ZM121 255V254H120ZM119 257H122L120 256ZM188 255V254H187ZM200 255V254H199ZM198 255V256H199ZM115 256V255H114ZM196 256V255H195ZM197 256V257H198ZM125 257V256H124ZM123 257V258H124ZM140 257V258H139ZM1 258V257H0ZM126 258V257H125ZM188 258V257H187ZM194 257H192L193 259ZM199 258V257H198ZM197 258V259H198ZM212 258L213 256H208L207 258H205L204 261H202L200 264H214V262L212 261ZM112 259V258H111ZM120 259V258H119ZM115 260V259H114ZM110 262V260H108ZM113 261V260H112ZM125 261V260H124ZM130 261V260H128ZM123 263V262H122ZM110 264V263H109ZM114 264H121L119 261H115ZM192 264V263H191ZM196 264V263H195ZM218 264V263H217Z\"/></svg>", "mask_w": 264, "mask_h": 264}, {"label": "snow or ice", "instance_id": "3", "mask_svg": "<svg viewBox=\"0 0 264 264\" xmlns=\"http://www.w3.org/2000/svg\"><path fill=\"white\" fill-rule=\"evenodd\" d=\"M8 7H15L14 4H9L7 5ZM245 7H250V8H258L260 15L262 18H264V0H259L258 5H244Z\"/></svg>", "mask_w": 264, "mask_h": 264}]
</instances>
